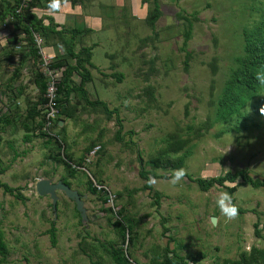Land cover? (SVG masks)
Returning <instances> with one entry per match:
<instances>
[{
    "label": "rangeland",
    "instance_id": "1",
    "mask_svg": "<svg viewBox=\"0 0 264 264\" xmlns=\"http://www.w3.org/2000/svg\"><path fill=\"white\" fill-rule=\"evenodd\" d=\"M100 1L117 2L122 24L116 28L117 40L101 37L103 43L93 49L94 81L89 90L92 98L120 108L123 141L116 139L115 117L108 119L101 109H85L76 94L71 100L81 118L70 123L72 137L61 134L67 139L63 147L49 144L38 130L28 133L23 122L39 94L33 82L38 64L30 56L23 60L31 42L15 22L8 17L0 25V117L12 120L6 125L0 119V163L6 168L0 178L24 197L0 187V229L9 247L5 264H116L101 243L123 249L127 238H121L114 224L119 218L108 210L104 195L89 191L90 174L117 193L124 216L135 225L139 237L135 245L128 242V253L140 264H150L153 254H163L168 243L190 264L223 263L254 246L264 247V237L255 233L259 221L264 236V188L240 184L232 200L239 214L228 220L216 203L221 193H229L227 188L203 191L186 176L206 178L246 169L254 177H264V115L254 108L257 99L264 98V85L258 93L222 105L226 94L229 99L235 96L228 82L237 59L245 54L246 33L264 35V0H160L162 15L155 28L147 20L154 0H94ZM6 2L13 5L15 0ZM39 17L51 22L48 15ZM107 22L106 17L99 21ZM13 34L20 37L14 51ZM55 40L45 42L50 46ZM16 68L19 76L12 81ZM113 69L125 75L122 82L110 75ZM57 130L52 132L60 135ZM174 137L187 141L180 152L169 153L185 158L181 169L186 175L177 183L172 177L178 169H155L150 163ZM96 145L101 149L87 166L90 174L78 170L70 176L66 165L52 157L62 155L64 148L77 163ZM142 166L160 176L150 175L151 185L161 194L160 205L155 204L154 192L144 189ZM44 177L69 178L83 196L86 221L63 191H58L57 212L49 195H38L36 183ZM52 221L58 229L56 246L47 233ZM165 227L170 231L164 233Z\"/></svg>",
    "mask_w": 264,
    "mask_h": 264
},
{
    "label": "trees",
    "instance_id": "2",
    "mask_svg": "<svg viewBox=\"0 0 264 264\" xmlns=\"http://www.w3.org/2000/svg\"><path fill=\"white\" fill-rule=\"evenodd\" d=\"M63 0H60V2ZM72 4H76L78 2H85L86 0H70ZM6 0H1L0 2V25L5 23L6 19L10 16H14V26L18 31H21L28 37V40L31 42L30 50L23 57V60L28 58L29 56L37 62L38 68L35 71L33 82L37 86L39 90L38 97L33 102V106L28 111L27 116L24 119L23 125L28 133L35 132L38 130L40 135L48 137V143L54 144V142L63 147L64 139L61 138L58 134L56 136H52L47 132L43 131V126L45 123V112L43 104L46 102L45 93L47 89V79L45 77L44 72L40 67V54L35 45V41L33 38V32H39L44 39H50V37L55 38V41H64L65 44V54L56 57V60L53 63V66L58 67L62 70L61 81L58 86V107H59V118L53 128H51V132L54 131L56 127H59V121L61 120V116L65 114L72 116L69 111L76 110L77 107L71 102V96L76 94L80 96L81 101L84 103V108L88 107L92 110L101 109L104 111L108 119L115 117L117 130H116V139L118 141L124 140V121L121 117L120 108H111L109 103L101 100L99 98L92 99L90 98L89 92L86 89V84L93 80V75L91 69L95 67V64L92 61L93 58V48L88 46H81L79 50L76 49L75 36H77L81 31V29L74 28L70 30L71 38L70 40H65L64 34L68 32L66 28L62 27L61 29H57L59 27L58 24L54 23L51 19L49 24H45V21L42 17L33 11V10H46L45 8L55 6L52 4V0H33L28 10L23 11L21 14L16 13V9L20 4V0H15L13 5L7 4ZM51 5V6H50ZM45 6V8H42ZM162 15L160 9V0H154V7L149 11L147 20L150 25L155 28L157 21L160 19ZM191 25V24H190ZM191 37V28L185 32V41L184 44L187 45L188 41ZM20 37L17 34H13L12 39V48L14 51L16 43H18ZM46 44V42H45ZM46 46H48L46 44ZM245 54L242 57H239L238 66L234 70L232 79L228 82V90L231 93H234L229 99V95H225L223 100L224 103L222 105L230 104L231 99L235 102L240 101L241 95H253L258 93L261 87V84L256 79L257 73H264V35L258 34L249 35L246 33V43H245ZM13 52H10L12 57ZM190 58V54L187 53V63ZM113 67V65H112ZM115 68V67H114ZM19 68H16L14 75L11 77V80H15L19 76ZM78 74L80 77L79 83H76L73 79V76ZM112 76L116 78L117 82H122L125 78V75L116 71L112 73ZM235 87L240 90L235 93ZM154 88H150V95H153ZM235 97V98H234ZM254 108L258 113H261V109H264V98L260 97L254 104ZM264 115V113H261ZM1 121H4V124L10 125L12 124V120L8 115L1 116ZM131 135L134 132H130ZM187 144L186 140H182L179 137H174L173 142L169 143L168 146L162 150V152L153 158L150 159V163L152 166L162 169H181L184 166L185 158L184 156L172 157L169 155L170 152H180L185 145ZM92 149V148H91ZM90 149V150H91ZM88 150V153L90 152ZM60 162H63L70 176H75L78 171L73 167V164L82 165L85 159H81L79 162H73V156L64 152V148L62 150V155L58 154L57 156H52ZM138 158L142 161L141 152H138ZM6 171V168L1 166L0 163V175H2ZM150 175L154 177H160L153 171H149L145 169L144 166L141 167L140 176L146 180L144 185V189H148L154 192L155 196V204L160 205L161 194L154 190L153 186L150 182ZM189 179H192L197 182L201 190L209 191L213 187H224L227 188L228 192L232 196V200L234 201V193L237 191L238 186L240 184H248L254 188H264V177H254L250 172L246 169H239L235 172L227 171L224 174L212 177H198L193 178L192 176L186 175ZM163 177V176H162ZM64 182L68 183L71 186L68 177L62 178ZM229 184H234L229 186ZM0 187L4 189L6 193L15 194L18 198L24 199L23 195L18 191L17 188H13L7 182H3L0 178ZM88 189L91 193L98 194V191L92 185L91 179L88 181ZM18 191V192H17ZM82 195V194H81ZM104 202H106L104 198ZM59 204V202H58ZM109 211H112L110 207H108ZM77 213L80 215V212L77 210ZM126 209L121 207L120 215L122 216L120 219H115V226L117 227L121 238L125 241L127 236L129 237V241L131 245H135V241L138 240V233L135 231V225L132 222H128L126 216H124ZM82 219V217H81ZM166 221L165 218H163ZM57 226L56 222L52 221L50 228L47 230V233L50 235V240L53 246H56L58 243V235H57ZM170 229L165 227L164 233L169 232ZM255 233L259 237H264L262 234V230L260 229L259 221L255 223ZM102 246L106 249L107 253L111 256L113 261L116 264H130V259L134 260L131 254L125 253L123 249H116L112 247L109 249L105 244L101 243ZM129 255V257L127 256ZM9 255V247L5 241L4 233L0 229V264L7 263V258ZM101 264V263H100ZM150 264H190L189 260L180 255L175 249L171 248V244L168 243L164 248V253H156L151 257ZM197 264V262L195 263ZM216 264H264V247H252L249 251H242L238 258H228L225 259L223 263Z\"/></svg>",
    "mask_w": 264,
    "mask_h": 264
},
{
    "label": "crops",
    "instance_id": "3",
    "mask_svg": "<svg viewBox=\"0 0 264 264\" xmlns=\"http://www.w3.org/2000/svg\"><path fill=\"white\" fill-rule=\"evenodd\" d=\"M90 1L91 2H89V0H86L85 2H78L76 4H72L70 0H63L60 2L58 8L55 7L54 11L53 10L49 11L48 9H46V10H38L36 11V13L39 16L43 14L50 16L52 21L59 25V27L57 28L58 30L61 29L62 27L69 30L64 35L65 40H70L72 36L70 30H73L74 28H78V27H79L78 29L82 28L81 29L82 32H80L74 38L76 43V49L79 50L81 46H88L94 49L97 46L98 47L101 46V44L103 43V41H101V37H103L105 40H109L110 42H113V40L118 39L116 36V32H117L116 28L121 26L122 20L120 19V13L118 10L117 2H113L112 4L109 1L107 2L100 1L98 3L94 2V0H90ZM100 9H104V11H107L109 15L108 16L104 15L102 11H99ZM105 17L107 18L108 22L106 24L105 23L100 24L99 23L100 19L101 18L105 19ZM44 21L45 24L50 23V19L47 17L44 18ZM104 29H106V31L102 32ZM99 33H101V35H98ZM63 45H65L64 41H54L50 46H47V48L56 57H59L63 54ZM109 55L110 53H107V56ZM113 71H115V69H113ZM76 77H78L79 80H77ZM73 79L74 81H77V83H79L80 81V77L78 76V74H75L73 76ZM93 81L94 78L92 81L86 84V89L89 92L90 98H92L91 97L92 93L89 90V83H92ZM96 98L99 97L96 96ZM71 102L73 103V100H71ZM88 109L90 110L89 107ZM92 111L95 112L97 110L92 109ZM69 112L70 114H72V116L68 117V115L65 114L63 117H61V120L59 121V127L57 132H59L60 134L59 136H61L63 139H66L65 135H61V134H65V133H67L69 137H72L70 130L71 129L70 123L72 122L74 123L75 121L79 120V118H81L75 113L74 109ZM83 129H85V127ZM94 147L95 146H93L92 148Z\"/></svg>",
    "mask_w": 264,
    "mask_h": 264
},
{
    "label": "built area",
    "instance_id": "4",
    "mask_svg": "<svg viewBox=\"0 0 264 264\" xmlns=\"http://www.w3.org/2000/svg\"><path fill=\"white\" fill-rule=\"evenodd\" d=\"M32 2L33 0H20V4L16 9V13L21 14L23 11L28 10ZM33 11L36 12V10ZM9 19L13 21L14 16L10 15ZM33 38L41 58L40 67L47 79V89L45 93L46 102L43 104L44 112L46 114L43 131L47 132L48 134H51L52 136H56L55 132H51V128H53V126L55 125V123L59 118V107L57 100H58V89H59L58 86L61 81L62 70L59 69L58 67L53 66V63L56 60V56L48 50L45 44L44 37L39 32H33ZM100 149H101L100 145L95 146L87 154L84 163L82 165L73 164V167L79 171H84L90 174L89 170L87 169V166H89L94 161V158L96 157ZM90 177L93 187L97 189L98 193L104 195L106 203L112 209V212L121 220L122 216L119 213L121 206L118 203L117 193L114 190H112V188L109 187L107 184L102 183L97 179H95L93 176H91V174ZM128 242H129V237L127 236V242L123 248V251L125 253L129 252ZM128 254L127 256L129 257ZM130 261H131L130 264H140L132 259H130Z\"/></svg>",
    "mask_w": 264,
    "mask_h": 264
},
{
    "label": "water",
    "instance_id": "5",
    "mask_svg": "<svg viewBox=\"0 0 264 264\" xmlns=\"http://www.w3.org/2000/svg\"><path fill=\"white\" fill-rule=\"evenodd\" d=\"M36 190L39 196L49 195L52 199V208L55 212L58 210L59 195L58 191H63L68 198L73 200L76 204L77 210L84 221L87 220V209L85 207V202L81 193L72 188L68 183L64 182L63 179L54 181L51 178H41L36 183ZM218 218L213 216V224H217Z\"/></svg>",
    "mask_w": 264,
    "mask_h": 264
},
{
    "label": "clouds",
    "instance_id": "6",
    "mask_svg": "<svg viewBox=\"0 0 264 264\" xmlns=\"http://www.w3.org/2000/svg\"><path fill=\"white\" fill-rule=\"evenodd\" d=\"M52 4H54L58 8L60 5V0H52ZM4 43H6V41ZM256 79L261 85H264V73H257ZM261 113H264V109H261ZM185 175L186 173L183 169L175 170L172 177V183L179 182L181 179H183ZM216 203L217 206L220 208L222 214H224L228 220L235 219L238 216L239 209L232 202V197L229 193H221L217 198Z\"/></svg>",
    "mask_w": 264,
    "mask_h": 264
}]
</instances>
